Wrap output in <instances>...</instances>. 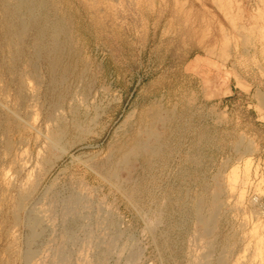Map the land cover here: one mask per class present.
Instances as JSON below:
<instances>
[{
	"label": "rangeland",
	"instance_id": "1",
	"mask_svg": "<svg viewBox=\"0 0 264 264\" xmlns=\"http://www.w3.org/2000/svg\"><path fill=\"white\" fill-rule=\"evenodd\" d=\"M42 1L65 49L55 78L44 58L31 76L27 52L17 65L28 106L0 129V263L264 264V0Z\"/></svg>",
	"mask_w": 264,
	"mask_h": 264
},
{
	"label": "bare ground",
	"instance_id": "2",
	"mask_svg": "<svg viewBox=\"0 0 264 264\" xmlns=\"http://www.w3.org/2000/svg\"><path fill=\"white\" fill-rule=\"evenodd\" d=\"M36 1V0H35ZM34 0H1L0 2V6H1V14H0V80H2V76L4 74L8 75L9 81L6 83L7 87H13L14 89V97H15V105L12 106V102H11V106L5 105L4 103H2V101L0 102V129L4 132H8L11 128V126L13 127L12 129H19L20 125V120L22 119L21 114H20V108L24 105L28 106V96H27V91L29 90H25V88H27L25 86V82L23 83V79L22 80V75L21 73L18 71L17 65L19 63V61L26 56V52H27V60L29 62L31 71H30V75L34 76L36 78V72H35V68H36V64L38 62V60L44 58V60H46V62L48 63V66L50 68V74L52 75V77H54V73H55V69H56V65H57V58L59 53H63V50L65 49V44L60 42L58 39V36L61 32H63V28L60 27L59 25H52L51 27L47 28V23L48 21H45L42 19V17L38 14V10H36V2ZM42 1V0H41ZM43 2V1H42ZM42 4V3H41ZM49 9V8H48ZM47 11V10H46ZM61 18V17H60ZM49 25V24H48ZM30 35V36H29ZM29 36V37H28ZM49 36V37H47ZM29 39V41H28ZM31 39V40H30ZM68 43V42H67ZM67 48V47H66ZM29 49V50H28ZM55 54V55H54ZM54 55V56H53ZM62 55V54H61ZM40 63V61H39ZM22 64V63H21ZM25 66V65H24ZM30 70V69H29ZM29 77V76H28ZM38 78V77H37ZM55 78V77H54ZM39 79H41L39 77ZM53 81V80H52ZM51 81V82H52ZM39 83V81H38ZM49 83V82H47ZM40 84V83H39ZM40 86V85H38ZM2 89V88H1ZM28 89V88H27ZM5 91V90H4ZM34 92V91H33ZM51 92V91H50ZM2 95V94H1ZM12 95V94H11ZM30 95V94H29ZM39 95V94H38ZM32 96V95H31ZM63 96V95H62ZM30 98V97H29ZM35 98H38L35 97ZM59 98V97H58ZM5 100V99H4ZM32 100V99H31ZM8 102V101H7ZM6 102V103H7ZM31 102V101H30ZM10 103V102H9ZM37 103V102H36ZM159 107V106H158ZM25 108V107H24ZM157 109V107H156ZM155 110V109H154ZM30 111V110H29ZM150 111V110H149ZM148 111V112H149ZM54 112V111H53ZM151 112V111H150ZM23 113V112H22ZM27 113V112H26ZM153 113V112H152ZM160 113V112H159ZM158 114V113H157ZM159 115V114H158ZM162 116V115H161ZM159 118V117H158ZM23 121V120H22ZM2 122H5L7 125V127H2L1 124ZM159 122V121H158ZM61 123V122H60ZM141 123V122H140ZM142 124V123H141ZM140 124V125H141ZM25 126V125H24ZM30 126V125H29ZM144 127V126H143ZM37 129V128H36ZM77 129V128H76ZM78 130V129H77ZM52 131V130H51ZM11 133V131H10ZM13 133V132H12ZM11 133V134H12ZM135 133V132H133ZM139 134V133H138ZM9 135V139H10ZM151 136V134H150ZM64 137V136H63ZM62 137V138H63ZM135 137V136H134ZM34 138V137H33ZM60 134L59 133H52L46 137V142L44 143V147H42V151H47L48 150H55L57 149V147H59V140H60ZM130 138V137H129ZM26 140V139H25ZM36 141V140H35ZM45 141V140H44ZM131 141V140H130ZM26 143V142H25ZM33 143V142H32ZM129 143V142H128ZM142 143V142H141ZM157 143V142H156ZM65 144V142H64ZM132 144V143H131ZM149 144V143H148ZM7 145V144H6ZM5 145V146H6ZM154 145V144H153ZM156 145V144H155ZM160 145V144H159ZM63 146V145H62ZM142 146V145H141ZM144 146L150 147V145H147L146 143L144 144ZM13 146H10V148ZM22 147V146H21ZM64 147V146H63ZM66 147V146H65ZM126 147V146H125ZM9 148V150H10ZM69 148V147H68ZM151 150L154 151V149L156 150V148L154 146L150 147ZM128 149V148H127ZM146 149V148H144ZM6 150V149H5ZM63 151V150H62ZM125 151V150H124ZM142 151V149H141ZM6 152V151H5ZM11 152V151H10ZM38 152H40L38 150ZM46 152V153H47ZM57 152V151H56ZM42 153V152H41ZM125 153V152H124ZM144 153V152H143ZM142 153V154H143ZM152 153V152H151ZM154 153V152H153ZM157 153V152H156ZM28 154V153H27ZM44 154V153H43ZM53 154V153H52ZM10 155V154H9ZM45 155V154H44ZM54 155V154H53ZM60 155V154H58ZM40 156V154H39ZM42 156V155H41ZM55 156V155H54ZM16 157V156H15ZM46 157V155L44 156V158ZM49 157V156H47ZM42 158V157H40ZM49 159V158H48ZM57 156L53 157L52 160H47L46 163L49 164V166H52L55 162H56ZM17 159H15L14 157H12V161H15ZM46 160V158H45ZM17 162V161H16ZM40 162V160H39ZM42 162V161H41ZM37 163V162H36ZM44 163V162H43ZM34 164H35V160H34ZM37 165V164H36ZM31 166H35L33 165V162L31 160V158H25L23 159V162L20 163L19 165V169H17L16 173L19 174L24 170H28ZM44 166V165H42ZM48 166V165H47ZM45 167V166H44ZM35 168V167H34ZM42 168V167H41ZM46 168V167H45ZM33 169V168H32ZM31 169V170H32ZM47 169V168H46ZM101 169V168H100ZM36 171V169H35ZM48 171V169H47ZM29 172V170H28ZM31 171V175H32ZM15 173V172H14ZM26 173V172H25ZM35 173V172H34ZM33 173V174H34ZM102 173V172H101ZM37 174H39V172H37ZM36 174V175H37ZM44 174V173H43ZM35 175V177H36ZM40 175V174H39ZM15 179V178H14ZM28 179V178H27ZM32 179V178H31ZM9 180V178H8ZM29 180V179H28ZM12 181V180H11ZM27 181V180H26ZM39 181V180H38ZM13 182V181H12ZM12 182H9L6 186L4 184V188L5 191L7 190H12L13 187L15 186L14 183L12 184ZM25 183V182H24ZM30 184L29 181L26 182V184ZM31 182L30 186H32ZM21 184V183H20ZM35 185V184H34ZM33 185V186H34ZM18 186V185H17ZM20 186V185H19ZM26 186V185H25ZM24 186V187H25ZM29 186V185H28ZM29 186V187H30ZM21 187V186H20ZM22 188V187H21ZM16 194L17 196H15L14 198V211L18 212V210L21 209V205L22 201L25 199V197L27 196L28 191H26V188H24L25 190H22L20 192V188H16ZM28 189V188H27ZM13 191V190H12ZM32 191V188H31ZM1 192V190H0ZM14 192V191H13ZM12 192V193H13ZM2 194V193H1ZM0 194V196H1ZM4 194V193H3ZM2 194V197H3ZM7 194V193H6ZM32 194V193H31ZM9 195V194H8ZM12 195V194H11ZM29 195V194H28ZM0 197V198H2ZM6 197V196H5ZM10 199V198H9ZM8 199V200H9ZM4 200V199H3ZM7 200V201H8ZM2 201V200H1ZM11 201V200H10ZM26 202V201H25ZM2 204V203H1ZM77 204V203H76ZM201 203L198 204V211L201 209ZM26 207V206H25ZM12 208V207H10ZM67 208V207H66ZM214 208V203H213V207ZM82 209V208H81ZM85 209V208H84ZM83 209V210H84ZM10 210V209H9ZM12 210V209H11ZM33 210V209H32ZM1 211V210H0ZM12 211V212H14ZM77 211V210H76ZM33 212V211H32ZM212 213V211H211ZM2 214V212H1ZM7 214V213H6ZM5 214V215H6ZM15 214V213H14ZM200 214V218L202 219V221L205 223V227H208L209 224V216L207 218L203 217ZM35 215V214H34ZM70 215V214H69ZM19 216V215H18ZM199 217V216H198ZM2 218V217H1ZM17 218V217H16ZM12 219V218H11ZM95 219V218H94ZM3 220V219H2ZM5 220V219H4ZM28 220V219H27ZM197 220V219H196ZM12 221H14L12 219ZM16 221V219H15ZM3 222V221H2ZM43 222V221H42ZM17 223V222H14ZM31 223V221H30ZM75 223V222H74ZM2 224V223H0ZM27 224V223H26ZM25 224V225H26ZM36 225H39L36 223V221L32 222V226L35 227ZM9 226V225H8ZM150 227V225H149ZM39 231V230H38ZM42 232V231H41ZM202 233V232H201ZM34 231L32 230V236L31 238L34 236ZM207 234V233H206ZM17 237V236H16ZM38 237V236H37ZM167 237V236H166ZM126 242V241H124ZM14 243V242H13ZM8 245V244H7ZM12 245V244H11ZM155 245V244H154ZM13 247V245H12ZM30 247V246H29ZM29 250V249H28ZM21 253V252H20ZM17 255V254H16ZM21 255V254H20ZM29 255V254H28ZM25 255V258L28 256ZM8 256V255H7ZM23 258V256H22ZM28 259V258H27ZM11 260V259H10ZM21 260V259H20ZM207 263V262H206ZM2 264V263H0ZM5 264V263H4Z\"/></svg>",
	"mask_w": 264,
	"mask_h": 264
}]
</instances>
